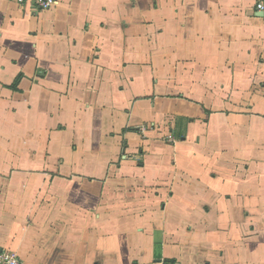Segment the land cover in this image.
<instances>
[{"label":"crops","instance_id":"obj_1","mask_svg":"<svg viewBox=\"0 0 264 264\" xmlns=\"http://www.w3.org/2000/svg\"><path fill=\"white\" fill-rule=\"evenodd\" d=\"M261 2L0 0V249L264 264Z\"/></svg>","mask_w":264,"mask_h":264},{"label":"built area","instance_id":"obj_2","mask_svg":"<svg viewBox=\"0 0 264 264\" xmlns=\"http://www.w3.org/2000/svg\"><path fill=\"white\" fill-rule=\"evenodd\" d=\"M25 0H19L20 3ZM35 3V6L40 11H48L55 8L59 0H32ZM257 11L260 13H264V2L257 4ZM149 129L147 127L141 128V132L145 133ZM170 142L174 143L175 138L173 135H169L167 138ZM0 264H22L21 259L13 253H10L6 250L0 249Z\"/></svg>","mask_w":264,"mask_h":264}]
</instances>
